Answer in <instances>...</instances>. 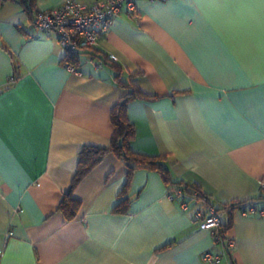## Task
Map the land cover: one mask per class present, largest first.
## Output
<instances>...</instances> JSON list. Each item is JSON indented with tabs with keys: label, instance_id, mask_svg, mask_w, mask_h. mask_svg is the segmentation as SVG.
I'll return each mask as SVG.
<instances>
[{
	"label": "crops",
	"instance_id": "0c3cea01",
	"mask_svg": "<svg viewBox=\"0 0 264 264\" xmlns=\"http://www.w3.org/2000/svg\"><path fill=\"white\" fill-rule=\"evenodd\" d=\"M64 1L35 0L34 9ZM136 7L99 40L116 69L81 63L75 73L19 2L0 7V264H207L205 252H227L195 220L200 202L183 211L158 171L128 180L112 154L75 187L76 217L58 211L80 152L109 146L127 85L145 97L126 105L134 153L165 157L170 181L196 185L216 208L261 195L264 0ZM221 219L234 247L217 264H264V218L236 209Z\"/></svg>",
	"mask_w": 264,
	"mask_h": 264
},
{
	"label": "built area",
	"instance_id": "2783aa9c",
	"mask_svg": "<svg viewBox=\"0 0 264 264\" xmlns=\"http://www.w3.org/2000/svg\"><path fill=\"white\" fill-rule=\"evenodd\" d=\"M137 1L139 0H94L91 4H82L75 0H67L57 7L37 11L31 24L32 30L34 34L53 36L62 47L65 56L77 59L80 64H91L97 70L102 62L94 58L92 53L97 49L99 40L108 34L115 19L122 12L128 16L136 14ZM107 58L115 61L113 56ZM65 68L73 73L77 71L71 64H67ZM260 191L264 196L263 181L260 182ZM166 196L169 201H177L183 211L192 201L196 200L203 204L206 199L202 197L197 200L195 195L188 196L181 189L168 190ZM238 211L243 217L264 218V209H257L252 203L240 207ZM221 218L222 214L210 206H205L204 210H198L195 214V220L200 223L203 230L209 231L215 244L225 243L226 254L232 250L234 242L226 237V232L221 231ZM223 255L205 252L202 258L207 264H217L221 262Z\"/></svg>",
	"mask_w": 264,
	"mask_h": 264
},
{
	"label": "trees",
	"instance_id": "16d2710c",
	"mask_svg": "<svg viewBox=\"0 0 264 264\" xmlns=\"http://www.w3.org/2000/svg\"><path fill=\"white\" fill-rule=\"evenodd\" d=\"M8 1L19 2L23 6L24 11L30 15L31 21H33V17L36 14V11L34 9L35 0H0V7ZM92 55L103 64L116 69L113 62L108 60L106 56L101 55L97 51V49L92 53ZM62 63L64 66H66L67 64H71L76 68L80 65L77 59L70 56H65ZM127 86L131 89V92L122 97L120 101L114 106L111 112L110 120L113 125L114 132L112 137L110 138L109 146L106 149L86 147L79 154L80 161L77 171L71 180L69 191L64 195V198L58 207V211L63 214L64 218L67 221H71L76 217L80 207L79 200L75 199L72 195L75 187L97 164L101 162V160L107 154L114 155L117 159L124 163V165L127 167L128 180L134 170L139 168H147L150 170L158 171L162 175L164 180L170 183V186L168 187L169 190L181 189L188 196L195 195L197 200L205 197V202L203 204L201 203L202 208L200 210H204L205 206H210L215 208L217 212H220L222 216L224 214L228 217H231L232 213L236 209H239L240 207H243L248 203L254 204L257 209H264V196L262 195L247 201H236L232 204L223 205L222 207L216 208L209 203L208 197L196 185H190L183 182L172 183L169 179L168 171L163 164L165 157L147 156L134 153L130 148V144L134 140L135 130L133 125L128 120L126 114V105L129 101L137 98L144 99L145 97L137 89L131 87V85ZM195 202L198 201L195 200ZM120 206L121 204L116 209H120ZM228 227L229 224L222 222L221 231L227 232ZM230 264H233V262H230Z\"/></svg>",
	"mask_w": 264,
	"mask_h": 264
}]
</instances>
